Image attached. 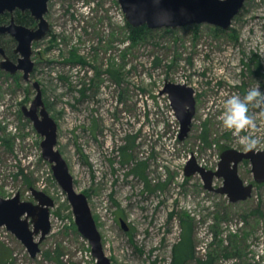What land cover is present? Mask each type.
I'll list each match as a JSON object with an SVG mask.
<instances>
[{"label":"rangeland","instance_id":"rangeland-1","mask_svg":"<svg viewBox=\"0 0 264 264\" xmlns=\"http://www.w3.org/2000/svg\"><path fill=\"white\" fill-rule=\"evenodd\" d=\"M46 17L52 28L34 46L31 80L0 69V195L36 203L32 188L47 193L55 200L52 230L33 258L0 227V264H98L43 157L44 137L22 111L36 96L35 81L111 264H172L185 225L194 248L185 264L210 257L214 264H264V182L255 181L252 163L241 162L239 175L255 184L253 194L237 202L206 189L200 174L185 173L192 156L216 170L227 149L264 150V104H249L254 129L235 133L220 118L230 96L264 92V0H246L227 30L200 23L150 28L136 39L119 0H51ZM167 81L195 89L184 139L161 92ZM223 184L214 179L215 187Z\"/></svg>","mask_w":264,"mask_h":264},{"label":"water","instance_id":"water-1","mask_svg":"<svg viewBox=\"0 0 264 264\" xmlns=\"http://www.w3.org/2000/svg\"><path fill=\"white\" fill-rule=\"evenodd\" d=\"M246 0H119L126 20L133 27L147 25L149 28H176L191 24L210 23L225 30L229 29L233 18L240 12ZM49 0H0V15L6 11L20 8L29 9L40 20L37 30L29 29L12 21L10 25H0V33H10L15 36L19 45L16 51L21 52L18 62H13L5 54L0 43V51L4 55L1 68L12 74L24 71V78L30 79L34 69L32 60V42L46 36L49 22L45 17ZM37 93L31 106L24 105L22 110L37 131L44 137L41 146L43 157L52 164L57 181L66 192L73 207L75 221L80 233L92 245V253L98 264H111L106 256L102 237L93 216L88 196L75 188L74 177L69 165L61 152L56 148L58 140V125L50 115L39 82L34 83ZM168 94L171 105L180 120V139L187 137L192 128L196 114L195 89L184 83L166 82L161 91ZM249 160L257 183L264 182V150L249 148L241 151L235 148L222 152L221 160L216 170H209L200 165L192 156L186 164L187 176L200 174L206 189L226 194L232 202L246 200L252 196L254 183L245 184L239 175V164ZM215 178H223L224 184L214 186ZM36 203L24 201L20 193L11 198L0 195V227H6L15 234L35 258L40 252V243L52 230L51 208L55 200L47 193L32 188ZM124 224V223H123ZM40 238L37 239V236Z\"/></svg>","mask_w":264,"mask_h":264},{"label":"flooded vegetation","instance_id":"flooded-vegetation-1","mask_svg":"<svg viewBox=\"0 0 264 264\" xmlns=\"http://www.w3.org/2000/svg\"><path fill=\"white\" fill-rule=\"evenodd\" d=\"M50 1L51 0H49V2H48V9H47V12L45 13V17L48 14V11H49V3H50ZM46 19L48 20L47 17H46ZM12 21H15L17 24L23 25V26H25V27H27L29 29H32V30H37L39 28V23H40V20L38 18H36V16L32 13L31 10H29V9L23 10V9H20V8L16 9L13 12L6 11L5 13L0 15V25H10L12 23ZM48 22H49L50 29L47 32L46 36L49 34V32L51 31V28H52L51 27V23H50L49 20H48ZM44 38L39 39V40H33V42H32V46H31V48H32V60L34 61V63H35V60L33 59V55H34V52H35L34 46L36 44H38ZM0 43H1V47H3V49L5 51V54L9 57V59L11 61L17 63L19 58L22 56L20 51H16V49H17V47L19 45L18 39L15 36H13L12 34H10V33H0ZM3 59H4V55L0 51V64H1V61ZM34 67H35V65H34ZM0 69H2L1 66H0ZM2 70H5V69H2ZM5 71H7V70H5ZM19 71H23V70H19ZM33 71H34V69H33ZM7 72L10 73L9 71H7ZM32 72H31V74H32ZM17 73H15V74H17ZM10 74H12V73H10ZM31 74H30V79H27V80H31ZM12 75H14V74H12ZM23 76H24V71H23ZM40 86H41V84H40ZM31 104H32V102H31ZM39 238H40V235L37 236V239H39ZM45 239L43 241H45ZM43 241L40 243V247H41V244L43 243Z\"/></svg>","mask_w":264,"mask_h":264},{"label":"clouds","instance_id":"clouds-1","mask_svg":"<svg viewBox=\"0 0 264 264\" xmlns=\"http://www.w3.org/2000/svg\"><path fill=\"white\" fill-rule=\"evenodd\" d=\"M264 104V92L257 88H253L241 98L239 95H232L224 102V108L221 120L225 128L239 133L243 130L254 129L256 127L254 118L249 114V104ZM256 141L252 140L251 144ZM251 144L249 146H251Z\"/></svg>","mask_w":264,"mask_h":264},{"label":"trees","instance_id":"trees-1","mask_svg":"<svg viewBox=\"0 0 264 264\" xmlns=\"http://www.w3.org/2000/svg\"><path fill=\"white\" fill-rule=\"evenodd\" d=\"M128 25L130 26L129 28L132 30V32L135 33V36H133L134 39L139 38V35H141V33L144 30L150 29L147 25H143L140 27H133L129 23ZM184 229L185 230L181 236L180 241L176 243L173 248L172 264H185L187 260L193 258L194 256V248L192 244V235H191L190 226L185 225ZM201 264H214V258L210 257L208 260L202 262Z\"/></svg>","mask_w":264,"mask_h":264}]
</instances>
